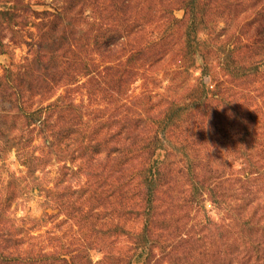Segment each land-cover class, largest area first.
<instances>
[{
  "label": "rangeland",
  "instance_id": "1",
  "mask_svg": "<svg viewBox=\"0 0 264 264\" xmlns=\"http://www.w3.org/2000/svg\"><path fill=\"white\" fill-rule=\"evenodd\" d=\"M0 264H264V0H0Z\"/></svg>",
  "mask_w": 264,
  "mask_h": 264
},
{
  "label": "trees",
  "instance_id": "2",
  "mask_svg": "<svg viewBox=\"0 0 264 264\" xmlns=\"http://www.w3.org/2000/svg\"><path fill=\"white\" fill-rule=\"evenodd\" d=\"M41 40H42V39H41ZM60 40L64 41L65 38H63L61 35H58V38H54V39H52L51 41L48 40L49 42H48V41H47V42H48V43H54V44H57V45H61L62 43L60 42ZM42 41H43V43L46 42L45 39H43Z\"/></svg>",
  "mask_w": 264,
  "mask_h": 264
}]
</instances>
